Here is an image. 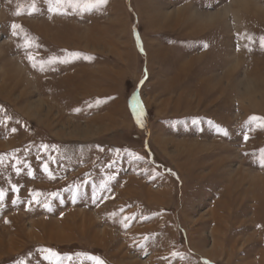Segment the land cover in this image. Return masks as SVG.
Wrapping results in <instances>:
<instances>
[{"label":"rangeland","instance_id":"374dc122","mask_svg":"<svg viewBox=\"0 0 264 264\" xmlns=\"http://www.w3.org/2000/svg\"><path fill=\"white\" fill-rule=\"evenodd\" d=\"M32 2L0 0V264H264V0Z\"/></svg>","mask_w":264,"mask_h":264},{"label":"snow or ice","instance_id":"6c2138e0","mask_svg":"<svg viewBox=\"0 0 264 264\" xmlns=\"http://www.w3.org/2000/svg\"><path fill=\"white\" fill-rule=\"evenodd\" d=\"M53 2H54L56 7H49V9H48L49 12L58 11L59 7L64 5V4H67L68 7H79L81 0H49V3H53ZM106 3H107V0H88L87 7H94L96 5H102V4H106ZM35 10H36V4H35V0H33L32 4H31V11L29 12V14H31ZM19 14H21L20 11L17 12V15H19ZM60 14H63V13H60ZM11 27L13 29V35H16L17 34L16 30L21 28V26L18 24H13V25H11ZM31 44H32L31 40L27 39V37H26L25 38V47H30ZM137 45H138V47H140L141 52H143V47L140 44L139 38H137ZM260 47L264 48V37L260 38ZM72 55L79 56L80 54L76 53V54H72ZM28 59L32 63V66L34 68H36L37 62L34 60V57L29 55ZM58 62L59 63H67L68 61L67 60H58V58L52 57L46 61H40L39 62L40 70L44 71L45 65H54ZM97 103H99V101ZM141 115H142V113L137 114V122L138 123H142L141 118H140ZM254 122L258 123V126L262 129H264V119H261L259 117H251L249 123H254ZM13 131H15V129H13ZM218 131L221 132L225 136L227 135V132L223 129H218ZM244 138H245V140L248 139L247 136H245ZM258 162H259L260 167L264 168V149L260 150ZM45 171L46 172L48 171L47 166H45ZM36 195H39V194L37 193ZM3 199H4V193H3V191H0V203L3 202ZM45 207H48V205L45 204ZM51 255L55 256L56 254L52 253ZM93 260H94L95 264H103V261L99 260V258H93Z\"/></svg>","mask_w":264,"mask_h":264},{"label":"bare ground","instance_id":"6f19581e","mask_svg":"<svg viewBox=\"0 0 264 264\" xmlns=\"http://www.w3.org/2000/svg\"><path fill=\"white\" fill-rule=\"evenodd\" d=\"M258 179H260V180L264 181V179H263V178L261 179L260 177H258ZM53 236H54V235H53Z\"/></svg>","mask_w":264,"mask_h":264}]
</instances>
